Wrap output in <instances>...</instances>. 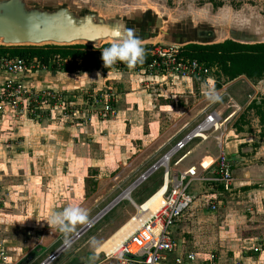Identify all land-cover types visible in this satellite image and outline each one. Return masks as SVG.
<instances>
[{
	"label": "rangeland",
	"instance_id": "obj_1",
	"mask_svg": "<svg viewBox=\"0 0 264 264\" xmlns=\"http://www.w3.org/2000/svg\"><path fill=\"white\" fill-rule=\"evenodd\" d=\"M66 1L77 8H82L85 5L91 6L108 16L123 14L138 7L149 6L159 12L160 15H169L168 17H170L173 22L177 20L183 21L191 17L195 21H209L222 26L228 38L231 37V32H242L247 41L257 40L259 42H264V0H215L216 3H222L221 7H217L216 3L211 2V0ZM148 44H150L148 46L152 47V49L159 46L168 47L161 39L154 40ZM103 48L104 47L98 50L94 48L93 50L102 52ZM76 64H78L76 66H79L81 61L79 60ZM108 68L109 67H106V69ZM128 71H130V69ZM216 72L217 70L213 69L208 77L203 81H198L193 78L185 79L182 75H163L157 72L145 73L144 70L134 68L131 71L132 74L141 77H151V79H146L147 81L141 84L140 88L136 91L137 94L128 99V104L131 109H134V114L137 113L136 116H138V113L142 116L141 120H143L145 132L150 128L149 126H158L160 124L163 131L167 130L166 137L169 138L170 136L173 142L181 138L180 134L177 137V130L180 126L184 127L187 123L190 124L191 128L192 126L197 127L205 120L207 114L212 111H218L227 122L223 130L228 127L230 130H233L240 139L246 140L243 146L245 153H251L247 147H253L258 153L260 142L264 139V123L260 122L253 111L246 112V110L254 100L260 102L264 98V83L262 81L253 83L246 77H240L234 81L226 82L225 79L219 78ZM209 80L221 96V100L218 102H209L203 94V89L206 86V82ZM109 90L108 87H103L101 90L99 89L95 92L93 88L77 87L70 92L62 91L65 97L66 110L63 111L60 108L52 107L53 110L49 115L37 121L43 122L47 119L52 120L50 118L55 116L52 122L61 125L64 121V124L68 123L77 129H81L84 127L82 126L83 124L87 122L91 124L93 119L101 121H113L114 119V121L117 120L118 122L108 124L107 129L117 128L122 134L119 137L107 139L104 142V144H107H102V146L100 144H95L93 140L96 138L89 135V133L78 135L77 133L79 131H77V133L73 135L61 136L59 140L62 141L64 146L60 145L59 147H63L64 150L59 152L56 151L52 156L54 160L51 171H53L54 176L62 178L61 180H64V178L68 176L71 180L72 176L73 180L70 181L71 183L57 182L52 185L51 189L56 190L52 197H48L49 194L45 195L44 199L35 198L32 191L34 184L24 177L25 169L22 165H18L20 164L18 163L16 165V170L14 167L10 168L8 174L11 175V178L9 176L5 178L1 177L0 193H3V185H21L26 188V197L24 196L25 199L16 197V193H11L13 192V188L9 189V187H7V189L5 188L7 190L6 195H0L1 208L4 206L15 208L16 205H20L24 206L27 211L32 210L31 207L36 205V207H43L44 209L54 207L55 211H59L71 202L79 204L88 210L90 222L112 204L116 196L120 195V190L115 194V190L118 188L119 183V181H115V176L117 174L129 176L130 180L124 185L130 187L137 181V177L140 173L151 168L150 166L157 161V158H153L152 156L154 148L144 151L141 146L127 141L126 133L129 131L130 121H126L128 126L127 129L123 124L124 122L117 119L115 114L108 118H100L95 111H91L93 109L92 103L94 102L93 97L96 95L95 93L104 95ZM114 90L120 96V91ZM119 98L118 102L120 101ZM118 102L114 105L115 113ZM244 114H246V119L241 121ZM176 124L177 126H175ZM238 124L242 128V132L237 131L236 125ZM179 132H181V130ZM217 134L220 135V133H210L207 142L209 141L211 144V141L217 137ZM198 139L202 140L201 138ZM3 140H5V138L0 134V142ZM57 143L56 140L52 144L57 145ZM69 145H72L73 148L69 147ZM68 148L72 150H68ZM135 149L143 150V153H136ZM6 151L5 148L3 150L0 149L1 159L5 158V153H7L8 159L10 157L13 159L14 155L16 156L19 153V149H15L13 155ZM210 153H213L212 148ZM139 154L141 155L134 161ZM181 156L182 154L175 157L173 163L175 164ZM59 159H61V162L57 164ZM71 160L72 165L70 164ZM122 161L124 162L123 164H125L123 166L120 165ZM133 161V166H130ZM101 162H103V165H100ZM188 162L189 160H187V163ZM183 167L184 166L181 165L179 168L183 169ZM42 168H40V171L47 170ZM38 171L39 170H37V172ZM162 174L163 168H161L150 180V182H154L151 188H149L148 184L150 182H148L133 194V199L136 203L140 204L143 201L145 202V200L161 186ZM104 178L106 180H103ZM51 189L49 187V190ZM217 189L220 193V201L216 216L210 215L206 210L208 209L207 204L205 206L201 198H198L200 201L197 202L193 210H190L192 213L186 214L185 220L183 219L179 224L180 235H177L178 239L180 241L184 240L186 246L190 250L204 248L208 251L223 253L230 258L234 251L240 252L242 250L243 256L241 257L244 264H264V254H253L254 251H252L251 248L249 249L251 245L248 244L249 241L247 239V221L245 219H243V221L238 219L240 215L247 216V195L238 194L237 192L225 193L222 189ZM8 192L11 193L13 197H11ZM124 197L129 199V193L126 192ZM15 210H19V208ZM196 210H199L200 214L202 213L200 217L195 215L194 212ZM125 213L127 218L135 213L134 208L128 201L122 202L107 218L95 224L89 232L78 239L72 248H69L63 253L56 264L69 257H71L72 261L75 260V258H81L82 260V257L83 259H87L88 255L95 252L89 243L90 239L95 238L103 245L110 239L107 240L109 236V227L112 226L113 230L116 228L112 220L116 219L117 216L119 217L120 214ZM82 227L83 225L78 224L76 230L79 231ZM112 227L110 229H112ZM262 231L263 229L260 231L252 230L249 235L257 238L262 235ZM51 243V238H48L42 250L46 249ZM57 247L58 245L55 246L53 250ZM13 249L10 248L8 250V256L10 261L14 263L17 258L14 256ZM45 257L46 253L44 252L41 260H44ZM25 261L26 259L23 260L22 263ZM94 263L95 261L86 264Z\"/></svg>",
	"mask_w": 264,
	"mask_h": 264
},
{
	"label": "crops",
	"instance_id": "obj_2",
	"mask_svg": "<svg viewBox=\"0 0 264 264\" xmlns=\"http://www.w3.org/2000/svg\"><path fill=\"white\" fill-rule=\"evenodd\" d=\"M133 69L134 68H131L130 71H128L116 66L106 69L105 65L101 63L92 70H75L74 72L69 73L64 71L63 68L49 65L46 69L33 70L19 74L18 76L28 88H32L36 91L53 90L57 92H70L75 90L77 87L93 88L95 92H97L99 89L101 90L103 87H112L118 90V92L120 91V101L116 107L115 117L121 122H124L123 124L125 127H127V129L128 126L126 121H130L129 131L126 133L127 141L141 146L144 151L154 148L152 156L153 158H157V161L150 166L151 168L143 171L137 177L136 182L139 183L133 187L131 194L129 195V199L124 197V194L128 192L131 186H133L136 182L130 187H126L124 184L130 180V177L124 176L123 174H117L115 176V181H119V183L118 188L115 190V194L118 192V190H120L121 193L119 196L114 198L115 200H118L116 204L112 206L108 212L99 217L70 246L59 253L56 260L50 264H56L63 253L69 248H72L78 239L89 232L95 224L107 218L109 214L124 201H128L131 204L135 210V213L128 218L126 213L120 214L119 217L117 216L118 218L116 217V219L112 220L116 228L113 230L112 226L109 227V236L107 237V240L111 238L118 230L128 225L129 222H131L132 219L138 214L140 206L144 202L143 201L140 204L136 203L133 199V194L140 187L150 182V180L157 172H159L161 168H163V183L165 168L163 166H157L156 169L152 170L146 179L140 181L141 177L149 172L157 163L162 162L165 156H167L169 152L176 148L177 143L196 128L195 126H192L191 128L190 124L187 123L184 127L180 126L177 130V137L180 134L181 138L174 142L170 139V136L169 138L166 137L167 130L163 131L160 124L158 126H149L150 128L147 132H145V126L143 124V120H141L142 116H140L139 113L138 116H136L137 113L134 114V109H131L129 106L128 99H130L133 95H136V91L138 88H140L141 84L147 80H150L151 77H141L139 75L132 74L131 71ZM12 77L14 76L10 75L0 63V86H2L8 79ZM262 82L264 83V80H262ZM218 113L221 114L220 112ZM54 117L55 116L50 119L53 120ZM52 120L47 119L43 122H39L23 115L0 113V131H4L0 132V134H2V136L5 138V140L0 142V149L3 150L5 148V150H7L6 152H9L11 155H13L15 149H19V153L16 156L14 155L13 159L11 157L8 159L7 153H5V158H0V179L1 177L5 178L6 176L11 178V175L8 174L10 172V168L14 167L16 170V165L20 163L18 165H22V167L25 169L24 177L34 184L32 191L35 195V198L40 199H44L45 195L50 194L48 197H52L54 195L56 190L51 189L53 184H56L57 182L71 183L70 181L73 180L72 176L71 180L69 176L64 178V180H61L62 178H59V176H54L53 171H51L54 160L52 156L56 153V151L59 152L64 150L63 147H59L60 145L64 146L62 141L59 140L61 136L70 134L73 135L76 134L77 131H79L77 133L78 135L89 133V135H92L96 138L93 140V142L102 146V144H107H104L107 139L119 137L122 134V132H119L117 128L107 129L108 124L118 122L117 120L114 121V119L113 121H101L98 119H93L91 124L87 122L86 124L82 125L84 127L81 129L78 128L80 130L69 125L68 123L64 124V121V123L62 122L61 125H58L57 123L52 122ZM175 126H177V124ZM180 130L181 132H179ZM219 133L220 135L217 134V137L211 141V144L209 141L207 142V140H199L198 138L189 140L186 143L185 148L176 150L172 155L169 156L168 167L174 174H180L187 171L191 167H196L199 174H202L205 179H209L212 177V173L217 166V161L221 152L225 151L227 156L234 163V175L236 182L234 190L231 193L237 192L238 194L241 193L247 195V216L240 215L238 216V219L242 221L245 219L247 221V239L249 241L248 244L251 245L249 249L251 248L252 251H254V248L261 246L262 251L258 253L264 254V139L260 142V149L258 153L253 147H247V149L251 151L249 154L248 152H244L245 150L243 146L245 145L246 140L240 139L233 130H230L227 127V129ZM55 139L58 142L57 145L52 144L54 141H56ZM69 147L73 148L72 145H69ZM71 148H68V150H72ZM211 148L213 149V153H210ZM143 150L135 149V152L143 153ZM180 154H182L181 158L178 159L174 164V158ZM140 155L141 154L137 155L134 161H136ZM60 160L61 159L58 160L57 164L61 162ZM187 160H189L188 163ZM134 161L130 164V166H133ZM71 163L72 160L70 161V164ZM123 163L124 162L122 161L120 165H125ZM100 165H103V162H101ZM181 165L184 166L183 169L179 168ZM40 168H45L47 170L40 171ZM37 170L39 171L37 172ZM103 180L106 179L104 178ZM153 184L154 182H150L148 184L149 188H151ZM7 187H9V189L13 188V192L11 193H16V197L25 199L24 196L26 197V188L21 185H3V193H0V195H6ZM49 187L51 190H49ZM217 188V186L211 184L208 181H197L192 183L190 194L194 197V201L191 205V208L185 212L180 222L185 218L186 214L192 213L190 210H193L197 202L200 201L198 198H201V201H203V203H205L204 205L206 206V196H209L210 198L217 196L218 200L217 202L215 201V203L219 204L220 193ZM223 192L228 193L225 190ZM11 193H9V195L13 197ZM151 196H149L146 200H148ZM212 203L214 204V202ZM17 208H19V210H15ZM31 208L32 210L26 211L24 206L20 205H16L15 208H10L8 206H4L3 208L0 207V250L2 251L0 254V264H42L46 262L51 255L57 253L64 246L65 237L63 234H61L55 228H51L46 221L47 217L55 211V208L53 207L50 209H44L43 207L38 208L36 205ZM206 210L212 216H216L218 213V208L215 212H213L209 207ZM199 212V210H196L194 213L200 217L202 213L200 214ZM90 222L84 224L80 230H83ZM180 222L173 228L174 236L184 253H193L197 256L195 261L189 262L188 264H203V259L208 257L209 254H217L225 261L241 260L244 262L241 257L243 256L242 250L240 252L234 251L232 257L230 258L223 253L208 251L204 248L197 250L188 249L185 241H180L177 237V235H180ZM111 227L112 229H110ZM261 229H263L261 236L254 238L249 235L252 230L260 231ZM79 231L76 230L74 234L70 235L69 239H72ZM48 238H51L52 243L46 249L42 250ZM57 245L58 247L53 250V248ZM10 248H14L13 253L17 258L14 263L10 261L8 256V250ZM44 252L46 253V257L44 260H41ZM106 253L107 252H101L97 254L93 252L91 255H88L87 259H83V257L82 260L81 258L77 259L83 264L92 261H95L94 264H112L111 262L115 260L108 258ZM258 253L253 252V254ZM25 259L26 261L22 263V261ZM173 259L174 256H170L166 264H173ZM71 261V257H69L58 264H68Z\"/></svg>",
	"mask_w": 264,
	"mask_h": 264
},
{
	"label": "built area",
	"instance_id": "obj_3",
	"mask_svg": "<svg viewBox=\"0 0 264 264\" xmlns=\"http://www.w3.org/2000/svg\"><path fill=\"white\" fill-rule=\"evenodd\" d=\"M151 54L154 60L150 65L135 69L144 70L145 73L157 72L163 75H182L185 79L193 78L198 81H203L213 70L198 61L184 58L179 47H154ZM77 62L79 60L74 61L70 58L65 59L56 56L49 65L64 68ZM0 63L10 75L14 76L0 86V113H13L14 115H23L33 120H39L49 115L53 110L52 107L66 110L63 92L32 90L18 77L22 73L46 69L49 65L43 64L38 59L29 62L21 58H2ZM114 66L117 65L114 64ZM108 88L110 90L104 95L95 93L96 95L93 97L94 102L91 111H95L100 118H108L115 114L114 105L118 102L119 95L112 87ZM226 123V119H223L217 111L210 112L194 131L178 142L176 148L165 156L164 160L167 161V164L162 163L160 165L165 168L163 183L154 193L164 190L159 207L155 211L152 209L144 210V202L140 207L143 209V214L146 215L140 218V222L136 224L133 232L113 251L116 253L115 256L111 254L113 252L106 253L108 258L114 259L117 264H166L170 256H174L173 264H188L195 261L197 256L182 251L172 230L183 218L185 212L191 208L194 201V197L190 194L192 183L208 181L217 187H222L226 192L234 190L236 182L234 163L226 152L222 151L212 177L205 179L202 174L198 173L196 167H191L180 174H174L168 167V158L174 151L185 148L186 143L191 139L201 138L207 140L210 133L215 134L223 131ZM154 169L156 167L151 170ZM146 174L141 177L142 180L147 178ZM205 199L207 200V206L215 212L218 208V204L215 203L218 200L217 196L212 198L206 196ZM141 214L139 210L132 221ZM261 251V246L254 248L255 253ZM56 258L55 253L42 264H50ZM203 264H243V262L241 260L225 261L217 254H209L208 257L203 259Z\"/></svg>",
	"mask_w": 264,
	"mask_h": 264
},
{
	"label": "water",
	"instance_id": "obj_4",
	"mask_svg": "<svg viewBox=\"0 0 264 264\" xmlns=\"http://www.w3.org/2000/svg\"><path fill=\"white\" fill-rule=\"evenodd\" d=\"M168 16L160 15L149 6L108 16L88 5L77 8L66 0H0V45L35 48L85 45L98 50L105 45L119 42L113 32L117 27L121 31L125 28L135 30L142 46H148V43L158 39L163 40L168 47L181 49L189 45H216L228 40L240 44L264 43L257 40L247 41L242 32H231V37L228 38L222 26L213 22L195 21L191 17L173 22ZM161 164L159 162L154 167ZM151 172L152 170L145 176L148 177ZM138 183L131 186L128 192ZM117 201L70 239V245ZM67 247L64 244L56 255ZM111 263L116 264L115 261ZM68 264L83 263L75 259Z\"/></svg>",
	"mask_w": 264,
	"mask_h": 264
},
{
	"label": "trees",
	"instance_id": "obj_5",
	"mask_svg": "<svg viewBox=\"0 0 264 264\" xmlns=\"http://www.w3.org/2000/svg\"><path fill=\"white\" fill-rule=\"evenodd\" d=\"M212 2L214 0H211ZM220 7V5H217ZM105 45L104 47L109 46ZM144 48L143 62H138L131 68H144L150 65L154 57L151 54L152 47L142 46ZM94 48L85 45H75L69 47L45 46L35 47H4L0 45V59L2 58H21L26 61L38 59L45 65L59 56L65 59L80 60L81 64L63 68L66 72L75 70H92L103 63L102 52L93 50ZM182 56L192 61H198L210 69H216L219 78L226 82L234 81L240 77H246L253 83L264 80V43L261 44H240L232 40L224 43L202 46L189 45L181 49ZM121 69L129 70L126 62L117 61L114 63ZM111 65L109 68L114 66ZM57 67V66H56ZM254 112V115L264 123V98L258 102L254 100L246 112ZM246 119V114L242 116L241 121ZM237 131L242 132L240 125H236ZM218 188L224 189L222 187Z\"/></svg>",
	"mask_w": 264,
	"mask_h": 264
},
{
	"label": "clouds",
	"instance_id": "obj_6",
	"mask_svg": "<svg viewBox=\"0 0 264 264\" xmlns=\"http://www.w3.org/2000/svg\"><path fill=\"white\" fill-rule=\"evenodd\" d=\"M115 38L119 42L111 43L102 49V60L105 67H109L117 61L126 62L128 67L142 63L144 58V48L140 38L135 35V30L125 28L123 31L119 27L113 30ZM203 94L209 102L215 103L221 100L220 94L213 87L212 82H206ZM51 228L58 230L63 236L64 244L70 246V235L76 232L78 224L84 225L89 222L88 210L79 204L68 203L62 210L52 212L46 219ZM90 245L95 253L103 250V246L95 238H91ZM116 255L115 252L111 253ZM119 258V257H117Z\"/></svg>",
	"mask_w": 264,
	"mask_h": 264
},
{
	"label": "bare ground",
	"instance_id": "obj_7",
	"mask_svg": "<svg viewBox=\"0 0 264 264\" xmlns=\"http://www.w3.org/2000/svg\"><path fill=\"white\" fill-rule=\"evenodd\" d=\"M162 163L167 164V161L164 160V162ZM132 189L130 191H132ZM163 192L164 190H160L156 194H153L148 200H146L145 205L143 206V209L144 210L152 209L153 211H155L156 208L159 207L160 202L162 201ZM143 209L140 207V211L142 214L139 217H136L133 221L129 222L128 225L121 228L115 235H113L108 241H106L102 245L103 250H101L99 253L101 252L111 253L120 244H122L127 239L129 234H131V232L135 229L136 224L140 222V218H143L146 215V214H143Z\"/></svg>",
	"mask_w": 264,
	"mask_h": 264
},
{
	"label": "flooded vegetation",
	"instance_id": "obj_8",
	"mask_svg": "<svg viewBox=\"0 0 264 264\" xmlns=\"http://www.w3.org/2000/svg\"><path fill=\"white\" fill-rule=\"evenodd\" d=\"M212 2V1H211ZM213 2H215V0L213 1ZM216 3V2H215ZM216 5H220V7L222 6V3L221 2H219V3H216Z\"/></svg>",
	"mask_w": 264,
	"mask_h": 264
}]
</instances>
